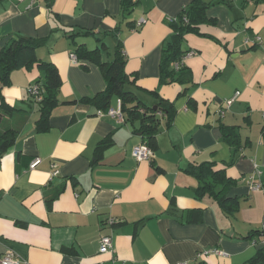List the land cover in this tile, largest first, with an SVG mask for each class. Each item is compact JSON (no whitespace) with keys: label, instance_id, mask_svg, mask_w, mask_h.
I'll return each mask as SVG.
<instances>
[{"label":"crops","instance_id":"obj_1","mask_svg":"<svg viewBox=\"0 0 264 264\" xmlns=\"http://www.w3.org/2000/svg\"><path fill=\"white\" fill-rule=\"evenodd\" d=\"M133 1L123 13L121 0H0V48L15 33L44 38L37 56L54 63L61 78L43 131L39 104L28 95L43 74L16 69L1 89L12 109L2 114L0 133L10 129L13 141L0 153V260L12 251L17 264H246L264 245V237H243L264 228V0H201L215 23L185 35L183 61L192 82L184 85H159L158 69L173 33L167 18L193 0ZM69 29L94 34L70 38ZM120 42L124 70L129 80L136 75L138 88L130 86L136 97L152 107L157 98L147 91L174 101L169 125L157 113L150 161L132 155L143 143L138 119L97 115L118 108L116 95L106 110L82 101L104 90L101 69L70 58L82 43L109 62ZM222 125L238 127L234 153ZM109 134L113 142L96 161L95 148ZM36 157L40 162L30 169ZM204 161L237 182L229 192L240 200L232 218L210 198L195 196L197 178L187 168ZM251 178L259 189L249 187ZM196 208L202 220L186 222ZM108 218L115 222L104 226ZM103 234L112 236L113 252L100 251ZM213 248L226 256L197 257Z\"/></svg>","mask_w":264,"mask_h":264},{"label":"trees","instance_id":"obj_2","mask_svg":"<svg viewBox=\"0 0 264 264\" xmlns=\"http://www.w3.org/2000/svg\"><path fill=\"white\" fill-rule=\"evenodd\" d=\"M134 4L133 0H121V11L123 13L129 12ZM209 6V3L193 0L181 11L174 22L169 23L173 33L161 51L158 69L159 85L169 83L184 85L192 82L190 70L184 65L183 61L187 52L182 48V42L187 33H198L200 24L215 23L214 18L206 15ZM64 32L68 33L67 36L70 38H74L79 33L94 34L89 29H78L76 32L69 29L64 30ZM97 40L100 39L97 38ZM44 42V38H33L15 33L9 35L4 46L0 48V122L2 114L12 109L4 101L1 94V89L9 85L11 73L19 68L29 70L35 67L43 74L44 79L42 84L36 83L41 90V99L39 101L34 100L39 104L40 113L37 129L43 131L48 128V118L53 106L57 103V92L61 86V78L54 63L42 60L37 56V48L42 46ZM74 52L78 60L97 65L106 81L104 90L90 98H84L82 101L93 103L98 108L106 110L110 106L111 97L116 95L121 101L123 121L138 119L140 121L138 131L143 136V143L154 150V137L160 125V118L157 117V113L164 116L165 125H169L175 114L174 101L159 97L157 91H147L157 98L156 109H153L152 106L145 105L136 97L135 91L130 89V86L137 87L135 85L136 75H133V79L129 80V75L124 70L125 58L122 54L121 42L115 45L113 59L109 62L102 59L99 48L88 49L82 43L76 44ZM174 63H177V68ZM187 104L194 106L191 98H188ZM220 128L223 129L222 139L231 146L234 153L239 148L240 142L238 127L222 125ZM12 141L13 136L10 129L0 133V153L5 151L12 144ZM112 142L111 134L98 142L95 148L96 161L101 159L104 149L110 146ZM214 167L215 164L212 161L189 164L188 171L197 178L195 196L198 200L205 197L210 198L224 216L232 218L239 209L240 200L237 197L230 196L229 192L237 182L227 175L225 169H215ZM60 191L61 189L58 190V193ZM202 212L201 208L188 210L186 222H200ZM251 236L262 239L264 228L254 229L243 237L249 238ZM246 264H264V245L256 251Z\"/></svg>","mask_w":264,"mask_h":264},{"label":"built area","instance_id":"obj_3","mask_svg":"<svg viewBox=\"0 0 264 264\" xmlns=\"http://www.w3.org/2000/svg\"><path fill=\"white\" fill-rule=\"evenodd\" d=\"M176 18L177 17H168L167 22L172 23L176 20ZM70 58L74 62L77 61V57L74 53H70ZM174 66L177 68V63H174ZM40 91L41 90H40V87L38 84H36V83L31 84L28 88V95L33 100L39 101L41 99ZM232 101H233V98H228L227 100H225V106L226 107L230 106ZM218 113L220 115H223L224 109H220L218 111ZM105 114H107L108 116L122 120L123 117L121 114V101H120V99H118V108L117 109L109 108L106 112H103V113L101 111H98L97 115L103 116ZM132 155L136 161H139V162L140 161H150L153 157V151L148 145L141 143V144H138L132 148ZM39 162H40V158H38V157L34 158L30 162L29 168L34 169L38 165ZM55 173L56 172H54V174ZM248 183H249V187L251 189H259L261 186V183L258 181H255L253 178H251ZM114 222H115V220L113 218H108L103 222V224H104V226H110ZM262 243L264 244V240L262 241ZM99 249L101 252H113L114 247H113L112 236L110 234H103L100 236ZM208 254H215L218 256H226V253L224 251L213 248V249H209V250H206V251H203V252L197 254V257L203 256V255H208ZM18 260H19L18 256L14 252L9 251L8 253H6L1 258L0 262H1V264H17ZM100 264H104V263H100ZM179 264H183V263H179Z\"/></svg>","mask_w":264,"mask_h":264},{"label":"water","instance_id":"obj_4","mask_svg":"<svg viewBox=\"0 0 264 264\" xmlns=\"http://www.w3.org/2000/svg\"><path fill=\"white\" fill-rule=\"evenodd\" d=\"M153 109H156V106H153Z\"/></svg>","mask_w":264,"mask_h":264},{"label":"rangeland","instance_id":"obj_5","mask_svg":"<svg viewBox=\"0 0 264 264\" xmlns=\"http://www.w3.org/2000/svg\"><path fill=\"white\" fill-rule=\"evenodd\" d=\"M91 40H93V38H91Z\"/></svg>","mask_w":264,"mask_h":264}]
</instances>
